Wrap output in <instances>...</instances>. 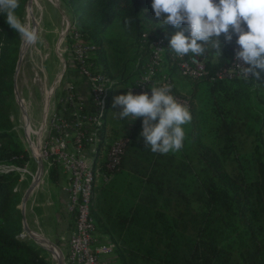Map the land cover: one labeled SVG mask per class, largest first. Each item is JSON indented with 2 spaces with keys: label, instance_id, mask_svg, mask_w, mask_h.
Masks as SVG:
<instances>
[{
  "label": "trees",
  "instance_id": "1",
  "mask_svg": "<svg viewBox=\"0 0 264 264\" xmlns=\"http://www.w3.org/2000/svg\"><path fill=\"white\" fill-rule=\"evenodd\" d=\"M27 2L19 0L15 14L20 19ZM151 2L66 0L84 40L97 46L102 69L115 87L133 81L154 38L164 37L172 94L191 102L192 120L184 126L186 138L179 152H151L140 136L142 118L135 120L119 168L108 182L101 175L94 189L98 230L117 244L121 264H264V71L257 69L258 79L184 78L193 87L191 94L185 92L179 87L183 82L169 42L175 32L187 33V25H169L167 31L158 27ZM116 24L135 38L134 54L128 56L127 46L108 36ZM156 30L158 35H153ZM236 39L234 35L217 62L208 52L203 55L211 70L232 60ZM20 47L18 33L0 13V163L23 167L30 156L10 114ZM201 84L209 85L211 110L219 121L217 149L202 138L198 124ZM106 128L109 142L120 136L108 119ZM229 161L233 172L227 168ZM49 172L57 181L59 167ZM19 181L17 171L0 172V264H55L48 248L24 235L22 195L15 190Z\"/></svg>",
  "mask_w": 264,
  "mask_h": 264
},
{
  "label": "built area",
  "instance_id": "2",
  "mask_svg": "<svg viewBox=\"0 0 264 264\" xmlns=\"http://www.w3.org/2000/svg\"><path fill=\"white\" fill-rule=\"evenodd\" d=\"M64 25L57 45L60 71L54 79L50 82L48 78L47 56L33 63L34 81L41 83L44 92V115L36 130L24 99L21 98L22 104L19 103L25 116L23 146L30 160L34 159L38 164V157L42 159L44 170L38 185L45 183V176L54 166L67 173V212L72 227L68 248L63 252V264H114L118 246L98 230L93 209L94 189L101 175L108 182L112 177L110 173L119 168L132 127H126L124 134L108 141L106 120L109 118L115 80L102 69L97 46L84 40L76 22L65 15ZM185 35H189V32ZM144 36L146 38L147 34ZM150 47L148 59L127 87V92L131 88L134 95L148 92L150 96L153 84L173 87L172 77L167 72L166 51L169 46L166 39L158 37ZM238 48L235 42L234 53ZM172 62L178 65L186 79H245L242 69L235 65L238 63L235 56L229 63L212 70L204 56L188 54L181 58L174 53ZM149 74L152 84L151 81L139 82ZM174 96L191 110L189 98ZM25 168L12 165L1 172H21ZM15 190L18 191V186ZM54 262L58 264L57 254H54Z\"/></svg>",
  "mask_w": 264,
  "mask_h": 264
},
{
  "label": "clouds",
  "instance_id": "3",
  "mask_svg": "<svg viewBox=\"0 0 264 264\" xmlns=\"http://www.w3.org/2000/svg\"><path fill=\"white\" fill-rule=\"evenodd\" d=\"M18 7L19 0H0V13L6 14L8 25L26 47L33 46L41 36L36 27L15 14ZM151 7L158 27L165 31L169 25H187L189 35L180 30L171 36L170 49L176 56H203L209 49L222 56L223 47L236 35L239 48L234 53L235 65L242 69L243 77L250 79L251 74L258 79L257 69L264 71V0H152ZM148 81L153 83L151 74L139 82ZM128 89L113 100V107L121 108L119 119L131 122L142 118L140 136L151 152L166 155L181 151L186 138L184 126L190 124L192 115L172 94V86L153 84L150 96L148 92L134 95Z\"/></svg>",
  "mask_w": 264,
  "mask_h": 264
},
{
  "label": "rangeland",
  "instance_id": "4",
  "mask_svg": "<svg viewBox=\"0 0 264 264\" xmlns=\"http://www.w3.org/2000/svg\"><path fill=\"white\" fill-rule=\"evenodd\" d=\"M30 11V12H29ZM65 15L70 18V20L76 22L77 26L79 27L76 17L74 13L71 11L69 6L66 3V0H33L31 8L28 6V2L25 5L24 14L22 16L21 21L26 23L29 26L36 27L39 31L41 36L40 42L33 46H25L21 41L22 51L23 48H27L26 52L23 53V60L18 71V75L16 77V89L17 94L21 98L24 99V103L27 104L30 114V119H32L34 129L36 130L39 127V122L44 115V100H43V88L40 82L34 81V70H33V62L31 59H35V62L41 61V59L45 56L48 57V61L46 62V71L49 74L48 78L49 81L53 80L55 75L60 71V59L57 54V45L59 40L61 39V32L64 29V17ZM34 18L37 22V25L34 26ZM153 35H158L157 30L154 31ZM109 37H113L117 40H121L122 44L127 46L129 50V55L134 54L136 50V41L131 35L126 34L125 30L120 24H116L113 26L109 33ZM148 36V35H147ZM93 39V38H92ZM156 38H154L155 40ZM223 43V35L220 37ZM128 40V41H127ZM230 43L225 44L222 49V54L227 52ZM21 50V47H20ZM143 50V48H142ZM108 53L112 52L111 49L107 48ZM151 51V47L148 49ZM208 57L213 62H217L220 60L219 55H217L213 50L209 49ZM20 54V53H19ZM112 54V53H110ZM147 58V57H146ZM137 62V60H136ZM136 75L133 79H135ZM183 84H180V88L187 93L191 94L192 91V84L185 81L182 75L178 76ZM50 81V82H51ZM130 82L118 84L114 90L112 95V106L111 111L109 113L108 121L110 122V127L114 129H118V135L124 134L126 132V127H133L135 121H129L127 118L124 120L119 119L118 111L121 110L120 107H113V100L114 97L120 94H124L127 87L129 86ZM209 85L201 84L198 86L197 92V111H198V124L201 128V135L204 140L208 143L212 144L213 146L220 147L221 141L218 138L217 130L219 126V121L214 111L211 110V101L209 99ZM44 87V83H43ZM11 120L13 122V129L16 132L17 137L19 140L24 144V113L21 111V106L19 104L18 98L15 94L14 89V97L12 99V107L10 109ZM131 131V130H130ZM115 134V135H116ZM232 161L227 162V168L229 171H232L234 163ZM13 164H9L6 162L0 163V172L7 170ZM15 166V165H14ZM26 168L24 171L20 173V181L18 183V192L23 195L33 182L34 176L38 171V164L37 162L32 159L29 160L25 165ZM18 172V171H17ZM47 177V176H46ZM39 189L37 190V192ZM35 199V198H34ZM42 199V197H40ZM33 200V199H32ZM35 200H39V197ZM34 206L32 201L27 202L26 207V220H32L33 212L31 210V206ZM101 229V227H100ZM102 230V229H101ZM47 248L52 250L49 246L45 245ZM64 250L66 251V246H63ZM51 252V251H50ZM54 254L55 251L52 250ZM51 252V258L54 261V254ZM56 264V262H55Z\"/></svg>",
  "mask_w": 264,
  "mask_h": 264
},
{
  "label": "crops",
  "instance_id": "5",
  "mask_svg": "<svg viewBox=\"0 0 264 264\" xmlns=\"http://www.w3.org/2000/svg\"><path fill=\"white\" fill-rule=\"evenodd\" d=\"M34 61L35 59L32 58L31 62L34 63ZM49 173L47 177L45 176V183L38 185L30 195L29 200L34 203V206H31L33 216L32 220H26V222L29 228L55 243L61 250H64L63 246H66L67 250L68 237L72 227V220L67 212L68 176L62 168H59L58 180L54 181L50 179ZM38 197L39 200H35ZM26 207L27 203L25 214ZM113 259L114 264H121L118 252Z\"/></svg>",
  "mask_w": 264,
  "mask_h": 264
},
{
  "label": "water",
  "instance_id": "6",
  "mask_svg": "<svg viewBox=\"0 0 264 264\" xmlns=\"http://www.w3.org/2000/svg\"><path fill=\"white\" fill-rule=\"evenodd\" d=\"M32 3H33V0H28V6H32ZM36 25H37V22H36V20L34 18V26H36ZM22 47H23V44L21 46V50H20V54H19V59H18V64H17V68H16L15 74H14L15 94H16V96H17L18 101H19L20 104H22V99L17 94V89H16V83H15V81H16V77L18 75V71L20 69V66L22 64V60H23ZM24 112H25V114H27L26 109H24ZM43 170H44V165H43L42 159L40 157H38V171L36 173V176L33 179V182L31 183V185L29 186V188L27 189V191L23 195L22 201H21V205H20V208L22 209V212L24 214V228H25V233H26L24 235H27L28 234L31 238H33L38 243H40V244H42L44 246L45 245H51L52 247H54L56 249V251H57L56 254H57V257H58V264H63V262H64V254H63V251L59 248V246H57L55 243H53L50 240L44 238L42 235L38 234L37 232H35L31 228H29L28 225H27V222H26L25 206H26L27 201L30 198V195L35 190V188L38 186V184L40 182V179L42 177V174H43ZM50 251L52 252V250H50Z\"/></svg>",
  "mask_w": 264,
  "mask_h": 264
},
{
  "label": "bare ground",
  "instance_id": "7",
  "mask_svg": "<svg viewBox=\"0 0 264 264\" xmlns=\"http://www.w3.org/2000/svg\"><path fill=\"white\" fill-rule=\"evenodd\" d=\"M31 8V6H29ZM30 12V11H29ZM28 48V47H27ZM27 48H23V53L26 52ZM49 246L53 251L57 252L56 249L54 247H52L51 245H47Z\"/></svg>",
  "mask_w": 264,
  "mask_h": 264
}]
</instances>
